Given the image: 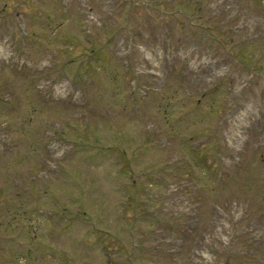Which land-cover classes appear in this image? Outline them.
<instances>
[{
    "label": "rangeland",
    "instance_id": "rangeland-1",
    "mask_svg": "<svg viewBox=\"0 0 264 264\" xmlns=\"http://www.w3.org/2000/svg\"><path fill=\"white\" fill-rule=\"evenodd\" d=\"M0 264H264V0H0Z\"/></svg>",
    "mask_w": 264,
    "mask_h": 264
}]
</instances>
